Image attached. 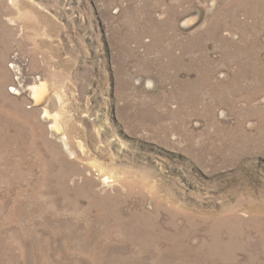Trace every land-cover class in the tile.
<instances>
[{
	"label": "rangeland",
	"instance_id": "1",
	"mask_svg": "<svg viewBox=\"0 0 264 264\" xmlns=\"http://www.w3.org/2000/svg\"><path fill=\"white\" fill-rule=\"evenodd\" d=\"M0 264H264V0H0Z\"/></svg>",
	"mask_w": 264,
	"mask_h": 264
},
{
	"label": "bare ground",
	"instance_id": "2",
	"mask_svg": "<svg viewBox=\"0 0 264 264\" xmlns=\"http://www.w3.org/2000/svg\"><path fill=\"white\" fill-rule=\"evenodd\" d=\"M45 82V81H44ZM43 81H42V79H37L35 82H34V84L32 85V86H30L28 89H25L26 87H24V86H22L21 87V90H22V92H18L19 91V89H18V94H23V93H28V95L30 96V97H32V99H33V101L35 102V106L37 105H40V102L42 101V99H47L48 98V96H46L47 94H49V93H47V91L49 90H47V86H46V82L44 83ZM21 83H23V82H21ZM49 84V83H48ZM19 86H21L20 85V83H19ZM17 90V89H16ZM55 90V89H54ZM47 93V94H46ZM59 95V94H58ZM50 96V95H49ZM53 97H54V95H53ZM56 97H57V99H58V96L56 95ZM50 99H52V98H50ZM49 99V100H50ZM48 102H50V101H48ZM42 103H44V102H42ZM45 104V103H44ZM43 104V105H44ZM48 108V107H47ZM44 112H45V115H44V118L46 119V120H48V121H53V125L51 126V128H52V131L54 132V133H56V134H59L60 132H61V126H60V124H59V120H58V116H52L51 114H50V111L48 110V109H46V108H44ZM55 134V135H56ZM62 135V134H61ZM68 140V139H67Z\"/></svg>",
	"mask_w": 264,
	"mask_h": 264
},
{
	"label": "built area",
	"instance_id": "3",
	"mask_svg": "<svg viewBox=\"0 0 264 264\" xmlns=\"http://www.w3.org/2000/svg\"><path fill=\"white\" fill-rule=\"evenodd\" d=\"M11 91H12L13 93H15V92H16V90H14V89H13V90H11Z\"/></svg>",
	"mask_w": 264,
	"mask_h": 264
}]
</instances>
